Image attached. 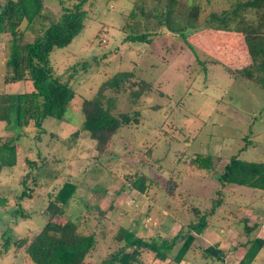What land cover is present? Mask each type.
<instances>
[{
	"label": "rangeland",
	"instance_id": "rangeland-1",
	"mask_svg": "<svg viewBox=\"0 0 264 264\" xmlns=\"http://www.w3.org/2000/svg\"><path fill=\"white\" fill-rule=\"evenodd\" d=\"M76 1L45 0L43 13L58 17L62 9ZM133 1L86 0L82 6L83 30L70 44L51 52L52 78L68 82L75 91L63 118H46L43 123L46 133L38 139V129L34 125L19 126L16 113H12L8 134L12 137L19 134L18 153L16 164L3 167L0 174V198L7 199L4 205L0 203V264H34L30 260L23 263V248L18 250L14 240L26 235L32 237L41 230L49 216L48 192L58 189L66 180L78 184L66 208L73 220L92 205V211H86L85 216L93 226L95 218L101 217L96 209L99 205L105 219L97 225V232L122 225L160 241L184 229L191 218L186 216L185 207L204 208L210 204L220 188L217 174L233 155L264 161L263 64L254 61L251 55H247L245 62L233 60L229 66L239 72L235 77L221 64L208 60L194 37L190 39L192 46L171 32L159 33L151 43L128 40L122 27ZM233 1L236 0H180V8L186 9L192 3L200 5L204 26L207 14L221 12ZM256 20L253 11L244 19L251 28L255 27ZM40 22L37 18L25 28L24 42L35 39ZM9 39V35L0 34V93L32 91L31 80L3 83ZM232 41L229 38L224 43L209 42L206 48L220 57ZM125 70H133L136 79L151 82L155 91L144 95L137 105L129 102L126 90L106 92L115 101L114 114L136 108L142 119L139 124L122 126L114 138L111 153L98 158L95 140L82 129V101L93 97L100 84L113 74ZM1 125L0 138H4L7 132ZM75 131L79 133L72 137ZM140 153H145L148 164L140 160ZM197 153L220 156L221 164L210 174L189 172L187 163ZM26 156L37 164L27 166ZM136 170L156 180L158 186L150 195L123 190L124 175ZM27 172L31 175L24 181ZM171 184L174 188L169 195L167 186ZM29 189H32L31 197H22V192ZM221 191L225 204L210 218L218 227L240 218L247 205L264 210V191L233 184ZM234 192L239 194L233 195ZM170 204L172 209L168 208ZM226 212L230 214L225 215ZM64 216L55 219L62 220ZM8 238L10 246L2 251L1 244ZM99 238L96 252L100 253L93 259L95 264H100V259L106 258L104 252L108 251L106 238ZM195 251H190L181 263L172 257L166 261L154 260L153 253L146 251L140 264H221L204 257L198 249Z\"/></svg>",
	"mask_w": 264,
	"mask_h": 264
},
{
	"label": "trees",
	"instance_id": "trees-1",
	"mask_svg": "<svg viewBox=\"0 0 264 264\" xmlns=\"http://www.w3.org/2000/svg\"><path fill=\"white\" fill-rule=\"evenodd\" d=\"M61 1V0H60ZM86 0H77L71 6L62 9L58 17L50 13H43L45 0H0V34H7L8 57L7 71L3 77L5 85L31 80L34 90L10 94L0 93V121L10 130L12 113H16V124L22 127L34 125L38 129L37 138L40 139L46 130L43 123L46 118L61 119L70 107L75 91L68 82L52 78L53 68L50 64V54L56 47L70 44L84 28L85 12L82 10ZM181 7L180 0H134L130 12L122 27L125 38L133 41L151 43L159 33L171 32L179 36L183 42L192 46L191 37L196 38L198 46L212 63L221 64L235 77L239 75L229 64L247 59L251 55L254 61H260L264 66V0H236L221 11H211L206 16V25H201L203 11L200 5L191 4ZM256 14L254 28L248 27L244 21L248 12ZM37 18H40L39 32L32 42H24V30ZM234 39L229 49L222 56L212 54L206 48L209 42L224 43L226 39ZM238 57V58H237ZM116 93L128 91V100L137 105L144 95L155 91L154 85L143 79H136L133 70L118 71L100 84L91 98L82 101L84 121L82 129L89 132L95 140L96 157L111 153L114 138L119 129L125 125L139 124L142 116L140 110L133 108L118 115L113 113L115 101L107 96V91ZM79 131L72 133L77 136ZM19 134L13 137L0 138V174L5 166H13L17 162ZM150 154L151 151L149 150ZM147 152V153H149ZM43 160L46 158L43 157ZM42 160V161H43ZM140 160L148 164L145 153H140ZM37 161L25 157L27 166L36 165ZM221 164V157L209 153H197L187 163L189 172L210 174ZM27 172L23 180L30 178ZM220 188L216 196L211 199L207 207L184 205V212L191 218L174 237L154 240L151 236L139 234L135 230L124 226L111 227L96 231L105 215L96 205L98 214L92 226L85 212H91L92 205L80 211L73 220L67 215V210L75 196L78 184L66 180L58 189L48 192L46 206L49 216L41 230L34 236H21L14 240L17 249L23 248V263L30 260L34 264H95L94 258L100 252V239L106 238V258L110 264H140L146 251L153 253L154 260L166 261L170 257L181 263L187 253L195 247L197 236L209 224L218 206L223 202L222 189L228 185L245 186L264 191V161H250L233 155L223 165L217 174ZM123 190H136L139 194L150 195L157 185L156 180L144 174L141 170L124 175ZM35 182V178L32 179ZM174 186L168 185L167 191L171 195ZM32 189L25 190L21 196L31 197ZM7 202L6 196L0 198L1 205ZM171 204L168 205V208ZM90 210H87V209ZM172 209V208H170ZM65 216L56 220L57 216ZM187 216V215H186ZM92 227V228H91ZM114 228V229H113ZM11 239L1 244V250H6ZM264 242L256 240L248 248L239 264H249L262 248ZM177 249L173 253V250ZM213 248L204 251V257H212ZM94 259V260H93ZM220 260V257L218 258ZM97 264V263H96Z\"/></svg>",
	"mask_w": 264,
	"mask_h": 264
},
{
	"label": "crops",
	"instance_id": "crops-1",
	"mask_svg": "<svg viewBox=\"0 0 264 264\" xmlns=\"http://www.w3.org/2000/svg\"><path fill=\"white\" fill-rule=\"evenodd\" d=\"M0 124H2L1 126L4 131L7 132L6 137H12V135L8 134L11 131L5 128V123L0 121ZM232 194L235 195L239 193L234 192ZM222 197L223 202L220 206L225 204V196H223V194ZM216 213L217 209L213 215ZM224 214L229 215L230 212ZM212 216H210V218ZM210 218L207 228L197 236L195 247L190 251L198 249L203 255L205 249L213 248L215 250L211 251L213 256L210 257V259L218 260L220 257L218 261H220L221 264L225 262L239 264L253 242L259 239L264 242V210L262 208L247 205L240 218H237V221L234 220L228 223L225 227H218V225L212 224ZM242 223L243 227L240 226ZM181 228L182 226L180 229ZM249 264H264V244Z\"/></svg>",
	"mask_w": 264,
	"mask_h": 264
},
{
	"label": "built area",
	"instance_id": "built-area-1",
	"mask_svg": "<svg viewBox=\"0 0 264 264\" xmlns=\"http://www.w3.org/2000/svg\"><path fill=\"white\" fill-rule=\"evenodd\" d=\"M222 264H231V263H227V262H225V263H222Z\"/></svg>",
	"mask_w": 264,
	"mask_h": 264
}]
</instances>
